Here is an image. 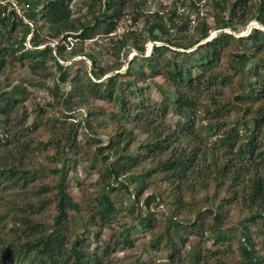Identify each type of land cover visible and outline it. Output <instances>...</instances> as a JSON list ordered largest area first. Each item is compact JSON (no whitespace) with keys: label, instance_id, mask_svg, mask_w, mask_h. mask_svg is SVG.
Listing matches in <instances>:
<instances>
[{"label":"trees","instance_id":"obj_1","mask_svg":"<svg viewBox=\"0 0 264 264\" xmlns=\"http://www.w3.org/2000/svg\"><path fill=\"white\" fill-rule=\"evenodd\" d=\"M3 1L0 0V71L15 59L33 73L47 77L53 63L59 77L51 91L61 98L58 104L70 109L85 106L86 118L84 124L70 121L72 116L68 115L65 119L49 118L63 134L38 145H54L62 164L50 172L58 179L31 187L34 198L28 196L23 203H13L0 211V264H105L104 258L119 245H132L131 237L138 230L151 232V248L165 249L168 264H208L211 255L232 254L235 228L242 237L238 240V255L228 254V264H264V2H260L255 15L246 18L251 11L247 0L205 1L214 5L213 26L207 18L193 23L189 15L176 20V11L168 13L167 18L154 12L147 20L148 32L163 44H155L147 55L144 43L134 40L139 54L130 60L126 70L99 81L109 71L98 64L97 55L84 47L68 48L73 40L84 43L97 35L112 33L131 0H90L87 12L79 17L75 16L73 0H16L24 5L23 15L12 2ZM199 1L190 3L191 10L197 13ZM252 19L262 28L253 27L241 36L230 31H244ZM213 27L218 33L207 41ZM129 35L125 38L128 41L135 32ZM29 38L31 46L27 45ZM125 39L119 41L116 53L128 45ZM52 41L58 43L54 46ZM197 44L200 45L195 48ZM69 52L72 57H88L90 69L81 67L85 62L82 58L73 62L72 68L62 63ZM159 76L172 89L169 93L160 88L163 99L153 100L147 96L145 83ZM65 82H70L71 88L60 92V84ZM220 87L228 88L227 93ZM25 93L27 88L16 87L7 97L0 96V101L6 102H0V117H5L0 118L1 201L5 200L1 191L29 188L32 182L24 156L39 146L33 148L30 134L22 140L23 131L29 129H5L10 124L11 110ZM90 98L116 102L118 110L113 117L133 123L146 138L139 141L135 130L124 126L108 130L103 121H98L104 109L89 107ZM170 110L179 117L177 128L167 123ZM23 112L27 119L28 111ZM78 127L94 134L107 128L110 135L108 144L91 150L90 166L100 162L103 166V184L91 206L70 189L73 166L68 154L75 153ZM208 143L214 155L210 160L202 147ZM158 175L166 185L156 187L157 191L145 198L143 211L139 201L145 189L158 183ZM193 176L195 182L189 184ZM197 183L209 192L206 203L211 206L202 210L192 199L196 214L190 219L182 215L186 191ZM122 189L138 196L132 205L137 223L100 245L97 226L113 222L119 208L111 193ZM35 198L38 199L34 201ZM157 202L169 207L167 222L161 226L150 210ZM236 205L245 215L238 224H231V209ZM50 208L53 214L47 218ZM208 239L221 248L210 251L204 245Z\"/></svg>","mask_w":264,"mask_h":264},{"label":"rangeland","instance_id":"obj_2","mask_svg":"<svg viewBox=\"0 0 264 264\" xmlns=\"http://www.w3.org/2000/svg\"><path fill=\"white\" fill-rule=\"evenodd\" d=\"M185 6H182L181 0H131L129 3L130 6L124 11L121 15L117 28L108 35L100 34L97 35L94 39H89L82 42L71 43L68 49H70L73 45L87 48V50L91 51L94 55H97V62L106 70L109 71L105 76H103L101 80H104L106 77L116 74V72H124L128 66V63L135 55H138V50L133 46L134 40H137L139 43L146 46L149 55L152 51V48L155 44H163V42L155 41L149 35L148 32V17L154 12L159 11L160 14H163L165 18H167V14L172 11L177 12L176 20L179 19L181 15L184 17L189 15L192 20L201 21L207 18L208 22L213 26L214 24V5L211 2H205L208 0H198L200 4L199 10L200 12H196L191 10V0H184ZM247 8L250 13H246V18L255 15L256 9L260 2H264V0H247ZM4 3L12 2L17 11L23 15L22 8L24 5H19L16 0H4ZM90 0H73L72 6L75 10V16L79 17L82 14L87 12V5ZM100 7V2L97 4V10ZM212 15V16H211ZM137 18V20H136ZM245 18V19H246ZM257 20L252 19L244 32L248 31L251 24H256ZM197 24V23H196ZM196 24H193L195 26ZM259 24V23H258ZM243 29L242 26H240ZM194 29V28H192ZM230 30V29H228ZM236 36H241V32L236 31L233 32ZM131 32H135V37H131L128 41L129 34ZM160 33V32H159ZM218 33V30H211V36ZM243 33V32H242ZM246 35V34H244ZM71 39V38H68ZM121 39H125L128 45L119 53H116V49L119 45V41ZM72 40V39H71ZM96 41L99 44H96ZM58 42H53L52 44L55 46ZM27 45L31 46L30 38L27 40ZM93 50V51H92ZM96 50V51H94ZM84 59L85 62L81 64V67L86 69H90L91 60L85 56L72 57V54L69 52L67 54V60L61 61L65 63V65H69L72 68V63L79 60ZM9 62L11 57H9ZM25 64L27 62L25 61ZM121 66V67H120ZM120 67V70H115ZM77 68V67H76ZM75 70V68H74ZM48 71L49 75L46 77L43 73H33L28 66L22 65L17 60H12L3 70L0 71V96L4 94L5 97L9 95L16 87H25L28 90V93L24 94L19 103L14 106L13 110L10 112V124L5 127V129H9L10 131L21 130L23 128L29 129L28 131H23L22 140H26L27 135L33 137V148L39 146V143H48L51 139H54L56 136H61L62 131L59 127L53 125L51 120L49 119L51 116L54 117H64L65 115L72 116L69 118L71 121H82L84 124V119L86 118V107L78 106L77 108L70 109L68 106H62L58 101L61 100L59 96L57 97L52 93L51 90L55 88V80L59 77V72L55 68L53 63H50ZM146 84V93L147 96L151 97L153 100H162L163 92L161 91L163 88L166 92H171V85L168 81H166L162 76L147 80ZM161 86V87H160ZM71 88L70 82H65L60 84V92L68 91ZM219 90H222L224 93H227L228 88L220 87ZM217 93V92H216ZM205 101V100H204ZM2 105H6V102L0 101ZM90 104L88 105L91 108H103L104 113L98 116V121H103L105 127L108 130H114L117 126H124L127 129L135 130L136 137L139 141L144 140L146 138V134L139 133L133 123H127L124 120L117 119L113 117V112L118 110V106L116 102L109 100H100L95 98H90ZM23 110L28 111V118L24 119ZM234 116L232 115V118ZM3 120L5 117H0ZM179 117L170 110L167 116V123L173 128H177V122ZM38 125L36 127V123ZM102 123V122H101ZM106 128V129H107ZM105 129V130H106ZM100 128L97 134H94L92 131L87 128L78 127V141L77 147L74 154H68L71 158L72 168L70 169L69 179L71 181V190L76 197H84L86 200V204L92 205L94 204V199L97 195V192L100 186L103 184L101 181V170L103 168L101 162L99 165L95 167L90 166V162L92 159V149H97L99 146H105L109 143L110 135ZM43 147V148H42ZM203 149L207 152L206 156L210 160L213 157V151H211L210 144L202 145ZM133 148H137V143L133 145ZM67 149V148H66ZM213 150V149H212ZM106 154V153H105ZM65 157V155H64ZM112 158L109 157L108 162L111 161ZM24 164L25 166L30 165L28 167L31 170V173L28 175L31 178V183L29 184V188L22 189L21 186L15 188H8L7 190L1 191L4 194L5 200H0V211L13 206L16 204H21L25 199L34 198V194L30 191V188L39 185L41 183H50L53 180H57V175L51 173V169L56 166H61L62 161L57 159L55 154V147L52 145H48V147L39 146L38 149H33L32 152L26 153L24 156ZM147 165L151 166L153 163H147ZM158 183L156 185H152L149 188L145 189L143 196L141 197V201H139V209L142 208L143 211L146 210L144 205L145 198L152 192H156L162 186L166 185V182L161 179V176L155 177ZM120 180H123L122 178ZM113 181V180H112ZM195 182L194 176L188 182L189 184H193ZM114 183V186H118V183ZM113 200L117 204V208L119 210L115 213V218L113 222L103 224L99 223L97 226V230L100 231L101 240L99 241L100 245L111 240L114 234H118L120 230H124L129 227V225H133L137 223V220L133 218L132 205L133 200H138V196L133 193H128L125 189L115 190L112 193ZM209 194L206 190L201 188V184L197 183V186L193 189L186 191L185 202L186 205L183 208V216H187L190 219L195 218L196 214V203L197 207L205 210L209 208L210 203H206V196ZM38 198L33 199L36 201ZM194 200L196 203H194ZM122 208V209H121ZM151 211H153L156 220H158L159 226L162 223H166V215L169 214V207L165 204L153 203L151 206ZM52 208H50L46 212V217L50 218L53 214ZM140 211V210H138ZM245 215V212L240 208V206H233L231 209L230 220L229 222L232 224H238L239 220ZM242 237L240 230L237 228L233 229V247L230 253L232 254H222L218 257L216 255H211L212 257L209 259L208 264H228L229 255H238V240ZM133 243L131 246L128 245H119L118 249L114 251L109 257H105V264H168L169 256L168 252L163 248H151L150 241L152 239L151 232H144L142 230H138L133 237H131ZM102 242V243H101ZM92 249L96 247L95 240L92 243ZM204 245L208 247L210 251H215L221 248L220 244H216L213 239H208L205 241ZM186 250H189L187 247ZM209 251V254H210ZM229 254V255H228ZM222 260L219 262V260Z\"/></svg>","mask_w":264,"mask_h":264},{"label":"built area","instance_id":"obj_3","mask_svg":"<svg viewBox=\"0 0 264 264\" xmlns=\"http://www.w3.org/2000/svg\"><path fill=\"white\" fill-rule=\"evenodd\" d=\"M193 23H195V20H193ZM253 27H260V28H262V27L260 26V24H258V23H256V24H251L250 27H249V29H248V31H246V32L242 31L243 33L241 32V34H242V35H244V34L247 35V34L252 30Z\"/></svg>","mask_w":264,"mask_h":264},{"label":"water","instance_id":"obj_4","mask_svg":"<svg viewBox=\"0 0 264 264\" xmlns=\"http://www.w3.org/2000/svg\"><path fill=\"white\" fill-rule=\"evenodd\" d=\"M216 35H217V34L213 35V36H212L211 38H209L207 41L212 40ZM30 38H31V36H30ZM203 43H205V42H203ZM200 44H202V43H200ZM200 44H197V45L194 46V47L196 48V47H198ZM64 64H65V63H64Z\"/></svg>","mask_w":264,"mask_h":264}]
</instances>
